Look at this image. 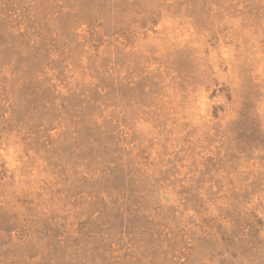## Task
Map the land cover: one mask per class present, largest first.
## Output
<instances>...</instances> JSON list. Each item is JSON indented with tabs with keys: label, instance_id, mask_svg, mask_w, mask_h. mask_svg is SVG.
<instances>
[{
	"label": "rangeland",
	"instance_id": "obj_1",
	"mask_svg": "<svg viewBox=\"0 0 264 264\" xmlns=\"http://www.w3.org/2000/svg\"><path fill=\"white\" fill-rule=\"evenodd\" d=\"M0 264H264V0H0Z\"/></svg>",
	"mask_w": 264,
	"mask_h": 264
}]
</instances>
